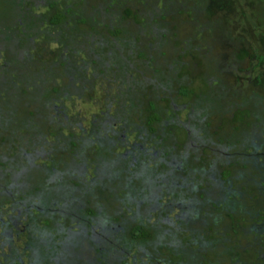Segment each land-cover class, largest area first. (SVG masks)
<instances>
[{
    "label": "trees",
    "instance_id": "1",
    "mask_svg": "<svg viewBox=\"0 0 264 264\" xmlns=\"http://www.w3.org/2000/svg\"><path fill=\"white\" fill-rule=\"evenodd\" d=\"M164 95L189 115L172 135L176 178L163 156ZM74 96L100 104L104 122L85 129L79 113L67 116L61 102ZM7 128L14 140L0 146V264H92L61 246L74 220L101 235L95 264H218L216 253L223 264H264V0H0ZM130 133L139 144L117 157ZM48 137L52 145L41 141ZM39 145L40 163L30 165ZM16 159L24 166L7 172ZM82 162L105 164L108 176L119 167L115 194ZM143 176L157 182L151 199L147 187L136 194L133 178L146 183ZM223 217L224 234L216 228Z\"/></svg>",
    "mask_w": 264,
    "mask_h": 264
},
{
    "label": "rangeland",
    "instance_id": "2",
    "mask_svg": "<svg viewBox=\"0 0 264 264\" xmlns=\"http://www.w3.org/2000/svg\"><path fill=\"white\" fill-rule=\"evenodd\" d=\"M40 10L37 9L36 10V13H38ZM1 13H2V10H1ZM3 13H4V16L6 15L7 17L11 18L12 13L8 12V9L6 10H3ZM181 27H183L184 29H187V26L186 25H182ZM168 47V46H167ZM55 48V46H53V44H49L48 45V50L50 49L52 51V49ZM166 48V47H165ZM167 50V49H166ZM192 66L194 65H191L190 66V73L192 75H196L197 74V69L196 68H193ZM206 76H209V74H207ZM187 83H189L187 81ZM200 81L198 82L197 80H193L192 83L190 84L191 87H199V84ZM189 86V87H190ZM8 88V87H6ZM83 98L84 97H79V96H74V101H71V100H63V102H61V108L63 110H65V114L67 116L71 115V114H74V113H79L78 116L74 119L76 122H80V125L85 128V129H88V127H91L93 126L92 124L93 123H97L98 119L100 116H102L103 118L100 120L101 122H104V116L102 115L104 113V108L101 107L100 104H97L95 103V101H92V100H85L83 101ZM184 106L182 107V104L179 105V121L181 124H183V121L185 120V116H186V112L184 110ZM139 116L138 112H136V114L134 115V118L137 119V117ZM79 117V118H78ZM43 121V119H42ZM99 121V122H100ZM186 121V120H185ZM216 126V122L214 121H210V130L214 129V127ZM73 132H77L76 131V127L74 129L73 127ZM66 133V132H65ZM223 134L224 136H230L232 133L230 131H228V128L226 130L223 131ZM46 132H43V136L46 137ZM180 135L182 136V134L180 133ZM48 136V135H47ZM13 135L10 131L9 128L5 129V130H0V140L3 139V138H6L8 141H11V140H14L12 139ZM121 139H123V141H125L127 144L125 147H122L118 150L115 151V155L118 156H121V157H124L123 155L126 156V153L125 151H131L132 150V145L133 144H136L138 145L139 143L138 142V139L135 138V136L132 135V133L128 134L127 135H122L121 136ZM182 139V137H181ZM30 141L32 140V138L29 139ZM52 138H45V140H41V141H45V145H52L50 143H53L52 141ZM32 142V141H31ZM23 143H26L25 141ZM13 145V141H11L10 143H8V145L6 146H3V144H1V141H0V146L5 149L7 148V146H12ZM44 145V144H43ZM25 146V144H24ZM208 146H210V149L211 150H214L212 147H211V144H209ZM214 146V145H213ZM25 147H28V146H25ZM40 148V145L35 149L36 151L34 150H30L29 149V154L28 155H31L28 157V159L31 158L32 159H35V162L33 164H30V165H36L37 163H40V158H36L35 157V153H42V150L39 149ZM38 149V150H37ZM46 149V146L44 147V150ZM41 150V152H40ZM90 157H94V154L92 152V154L90 155ZM88 158V160L92 161V158ZM129 155L127 154V159H128ZM125 158V157H124ZM124 158H121V168L120 170L123 171V168L122 166L124 164H126L127 162V159H124ZM176 161H178L176 158L177 157H174ZM124 159V160H123ZM43 157H42V161H43ZM17 161V162H16ZM16 161L14 160L13 162L15 163H10V165H8L5 169L7 170V172L9 173H12V172H15V168H20L21 166H24V163L17 160ZM48 161H43V164L45 165H48L47 164ZM104 162V161H103ZM102 162V163H103ZM81 164H89L88 165V170H90V175H94L95 173H98L99 175L103 176L104 178H106L107 180L104 182V184L102 185V189H104L107 193L108 192H113L115 194V188L117 189V187L119 188V185L116 184V178L119 179V177H114L116 174H115V171H117L119 169V167L112 172V174L110 176L106 175V170L105 169V164L104 166H102L103 164L99 165L98 167L97 166H93L91 163H88V162H82ZM131 166V165H130ZM109 171V170H108ZM33 174H36V173H33ZM40 174L42 175L43 172L40 171ZM29 175V174H27ZM31 175V174H30ZM103 177H101L100 179H102ZM144 179L147 181L146 183L144 182H141V181H137L135 179V177L133 178V183H134V187L136 188V194H137V191H139V189L141 187H147L148 189V198H150L155 192H156V188H157V182L154 180V177H150V178H147L145 176H143ZM58 190H63V191H68L67 187L63 186L62 188L61 187H58L57 188ZM134 192V191H132ZM151 199V198H150ZM88 200L90 201L89 197H88ZM168 201H170V199H167ZM3 210V213L4 215L8 216L10 215V212H11V207H10V204L7 205V207L5 206ZM19 212L16 211V214H18ZM177 210L174 208L173 210L170 211V213L168 214V216L170 218H173L176 214H177ZM223 216V215H222ZM230 221L223 217L221 219V221L218 223V225L216 226V228L222 233L224 234L226 229L225 228H228V225H229ZM73 226V228L75 229V234H76V237L74 238V241H73V245H72V249L67 251L68 255H70L71 253L73 254H77V256L81 255V259H86L87 261L89 260V262H92V264H95L96 260H95V253L93 252V249L94 248V237H96V235H100V233L98 231H93V235H92V232L91 233H88L85 226H78L77 227V221L74 220L73 223L71 224ZM230 233V230L229 232ZM86 234V235H85ZM221 235V234H220ZM101 236V235H100ZM100 241L99 243L101 242L102 238L99 237ZM97 242V241H96ZM6 243V242H4ZM4 249H6L9 254H10V251L8 249V246L6 244H4L3 246ZM136 259V258H135ZM209 261H213V257H211V259L209 258ZM80 263H84L86 261H79ZM225 262L224 259L218 257V253L215 254V258H214V261L213 263H218V264H223ZM25 264H30L29 262H25ZM139 264V263H137Z\"/></svg>",
    "mask_w": 264,
    "mask_h": 264
},
{
    "label": "flooded vegetation",
    "instance_id": "3",
    "mask_svg": "<svg viewBox=\"0 0 264 264\" xmlns=\"http://www.w3.org/2000/svg\"><path fill=\"white\" fill-rule=\"evenodd\" d=\"M141 90L143 91L142 88H141ZM166 90L167 89L164 88V91H166ZM168 91H166V93H169ZM160 106H161L160 109L163 108L162 111L161 110L158 111L161 114V119L163 117H165V116L169 117V120L168 121H165V125H166L165 128L168 130V132H169L168 134H169V137L170 138L168 139V137H167V140H165V143L164 144H167L168 146H170V149L168 150V152L163 153V156L165 157L164 160H166L167 158H168V160H170L169 163L167 164V165H169L171 167V170L169 172H170V174L172 176H174L176 178V175L174 174L175 173V167H176V165L174 164L175 158L173 156H174L175 152H177V148L178 147L173 146V141H175V140L173 139V136L172 135H173V133L174 134L176 133V130H177V132H180V131H182L183 129L186 128V124L188 123L189 115L186 113V116H185V120L186 121L184 120L183 121V124H181L180 121H179V118H180V116H179L180 114H179V110H178L179 105L176 104L175 100L172 99V96L171 95H164V100L161 101ZM166 106H168L170 109L173 110L174 114H172V115H174V116L172 118H171L170 113H167V111L165 110L164 107H166ZM182 110H184L186 112V109H182ZM167 114H169V115H167ZM193 119H194V117H193ZM169 122H170V124H169ZM172 125H174V126H172ZM192 126H190V127H192ZM196 128H197L196 126H193L191 130L193 132H197L196 131ZM181 137H182V141H183L184 138H183V136H181ZM160 141L163 142V139L161 138ZM156 142L159 143V141H156ZM173 150H175V152H173ZM179 155L182 156L181 153H179ZM172 166H174V168H172ZM63 232L66 235H68V236L66 237L65 244H64L65 237L64 236L62 237V239H61V242H62L61 243V246H64L63 249L66 250V252H67V251H69V250L72 249L73 241H74V238L76 237V234H75V232L73 230V226L71 224H69L67 226V229L65 231H63ZM68 239H69L70 242L68 241ZM98 240H99V237H98V235H96V237H94V244H98Z\"/></svg>",
    "mask_w": 264,
    "mask_h": 264
}]
</instances>
